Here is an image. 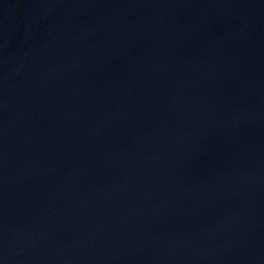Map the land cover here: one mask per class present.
<instances>
[{"label": "water", "instance_id": "water-1", "mask_svg": "<svg viewBox=\"0 0 264 264\" xmlns=\"http://www.w3.org/2000/svg\"><path fill=\"white\" fill-rule=\"evenodd\" d=\"M0 264H264V0H0Z\"/></svg>", "mask_w": 264, "mask_h": 264}]
</instances>
